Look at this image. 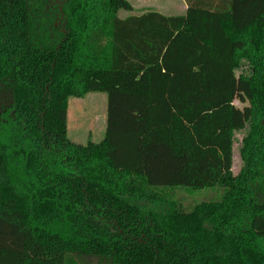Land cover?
<instances>
[{"label": "trees", "instance_id": "1", "mask_svg": "<svg viewBox=\"0 0 264 264\" xmlns=\"http://www.w3.org/2000/svg\"><path fill=\"white\" fill-rule=\"evenodd\" d=\"M185 1L0 0V264H264V0ZM88 92L105 136L75 143ZM217 181L191 210L139 204Z\"/></svg>", "mask_w": 264, "mask_h": 264}, {"label": "rangeland", "instance_id": "2", "mask_svg": "<svg viewBox=\"0 0 264 264\" xmlns=\"http://www.w3.org/2000/svg\"><path fill=\"white\" fill-rule=\"evenodd\" d=\"M133 4L132 10H120L119 17L126 18L131 15L142 14L146 11H158L167 15L181 14L182 0H129ZM238 106H243L238 100ZM68 137L75 143L86 144L88 141L100 142L106 132L107 126V93L88 92L83 97L70 96L68 98ZM247 133V128L238 130L235 133V143L233 151L232 174L237 175L243 165L241 148L243 137ZM225 191L224 185L217 181L213 185L204 189H191L186 186H176L172 188H156L151 194L155 195L152 200H140L139 204L145 207L154 208L157 211H164L170 207L171 202H175L185 210H191L194 206L202 202L218 199ZM80 264H106L103 260L89 255L82 257Z\"/></svg>", "mask_w": 264, "mask_h": 264}, {"label": "crops", "instance_id": "3", "mask_svg": "<svg viewBox=\"0 0 264 264\" xmlns=\"http://www.w3.org/2000/svg\"><path fill=\"white\" fill-rule=\"evenodd\" d=\"M131 2V1H130ZM182 2H183V5H181V8H182V11H181V14H178V15H183V14H185L186 13V10H187V7H188V5H187V3H186V1L185 0H182ZM132 4V3H131ZM133 5V4H132ZM163 14V13H162ZM138 15H141V14H138ZM164 15H167V14H164ZM174 15V14H173Z\"/></svg>", "mask_w": 264, "mask_h": 264}]
</instances>
